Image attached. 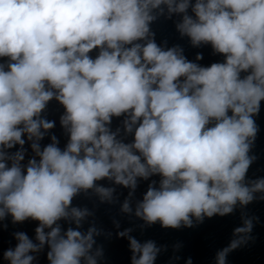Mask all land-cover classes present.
<instances>
[{"label":"clouds","instance_id":"obj_1","mask_svg":"<svg viewBox=\"0 0 264 264\" xmlns=\"http://www.w3.org/2000/svg\"><path fill=\"white\" fill-rule=\"evenodd\" d=\"M162 5L184 14L177 27L193 45L210 43L225 62L201 67L176 48L140 43ZM0 57L10 58L7 70L0 64V148L24 145L25 133L42 139L40 129L54 122L39 117L54 97L70 125L66 149L54 136L43 151L33 143L40 161L26 170L22 153L8 166L0 150V219L39 222V244L17 232L19 242L3 253L9 264H33L31 253L45 245L49 264H97L90 254L96 230L62 234L58 222L79 225L88 214L72 207L81 189L110 199L114 190L96 185L104 179L134 190L137 178L159 175L135 214L164 228L230 214L264 192V179L245 183L253 115L264 101V0H0ZM125 113L127 131L135 126L131 143L106 126ZM123 210L131 211L127 201ZM252 227L246 220L234 232ZM130 231L118 236L129 240L131 264H155L160 249ZM242 242L218 252V264Z\"/></svg>","mask_w":264,"mask_h":264},{"label":"water","instance_id":"obj_2","mask_svg":"<svg viewBox=\"0 0 264 264\" xmlns=\"http://www.w3.org/2000/svg\"><path fill=\"white\" fill-rule=\"evenodd\" d=\"M195 3V0H192ZM160 9H154L152 15L155 19L149 24V34L140 43H147L149 40L161 47L163 50L176 48L188 61L198 64L201 67H210L213 63H224V54L217 53L210 43L193 45L191 38L182 34L177 25L182 23V13H169L167 6L162 5ZM191 14V10H189ZM99 50H94L90 55L95 58ZM198 55L202 59H197ZM66 114L64 106L54 97L47 104L40 114V119L54 122V127L48 130L43 128L42 139L33 137L28 139L25 133L22 137L24 145L15 144L11 149L0 148L5 153V162L11 166L15 162L17 152L23 154L24 159L19 164L26 170L30 160L40 161L32 144L39 145L40 150L53 144L52 137H56L57 146L64 150L70 141V125L65 127L62 124V117ZM129 114L113 116L107 128L116 135V139L125 143H131L134 138L133 131L128 132L125 121ZM257 126L255 138H249L250 148L248 156L252 158L246 174L245 183L251 186L255 181L264 179V101H261L260 110L253 115ZM161 177L152 175L148 179L137 178V187L133 190L129 187L116 184L114 180L104 179L97 181V186L113 189L110 199L102 198L101 195L92 189H81L73 198L72 207L86 210L87 215L77 225L72 218L58 222L62 234L69 227L77 228L82 233H87L90 228L96 231L93 233L95 241L91 255L96 259L97 264H131L132 252L127 237H119L118 233L131 229L129 235L137 239L141 244L148 241L155 243L160 249L155 264H186L191 258L192 264H218L217 254L236 239L243 237V242L226 257V264H264V192L254 193V199L247 205L239 202L232 213L211 218L205 216L202 221L192 217V226L188 227L181 223L179 228H164L159 222L149 225L140 217L136 216L138 204L150 184L155 181L159 186ZM129 203L130 212L123 210L125 202ZM70 211V209H69ZM246 220H251L252 230L250 233L235 234L237 227H243ZM39 222L28 219L24 222H13L10 214L0 219V264H9L3 259V253L9 248L14 249L19 242L15 234L24 232L34 243L36 240V228ZM49 231V229H45ZM47 245L39 252L31 253L35 259L33 264H49L46 258ZM100 253L99 255L97 253Z\"/></svg>","mask_w":264,"mask_h":264}]
</instances>
